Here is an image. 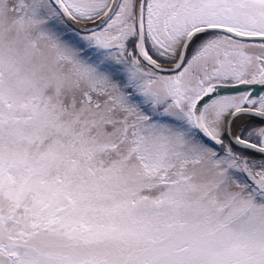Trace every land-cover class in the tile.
Wrapping results in <instances>:
<instances>
[{
  "label": "snow or ice",
  "instance_id": "6c2138e0",
  "mask_svg": "<svg viewBox=\"0 0 264 264\" xmlns=\"http://www.w3.org/2000/svg\"><path fill=\"white\" fill-rule=\"evenodd\" d=\"M257 85L264 0H0V264H264Z\"/></svg>",
  "mask_w": 264,
  "mask_h": 264
},
{
  "label": "water",
  "instance_id": "95a60500",
  "mask_svg": "<svg viewBox=\"0 0 264 264\" xmlns=\"http://www.w3.org/2000/svg\"><path fill=\"white\" fill-rule=\"evenodd\" d=\"M243 87L244 86H241V90H243ZM252 87H254L257 92H260V91L264 90V88H262L261 86H258V85L257 86H252Z\"/></svg>",
  "mask_w": 264,
  "mask_h": 264
},
{
  "label": "rangeland",
  "instance_id": "374dc122",
  "mask_svg": "<svg viewBox=\"0 0 264 264\" xmlns=\"http://www.w3.org/2000/svg\"><path fill=\"white\" fill-rule=\"evenodd\" d=\"M245 119V118H244ZM252 123H259V121H252Z\"/></svg>",
  "mask_w": 264,
  "mask_h": 264
},
{
  "label": "flooded vegetation",
  "instance_id": "af4514ba",
  "mask_svg": "<svg viewBox=\"0 0 264 264\" xmlns=\"http://www.w3.org/2000/svg\"><path fill=\"white\" fill-rule=\"evenodd\" d=\"M264 91V90H263ZM245 119H247V118H245Z\"/></svg>",
  "mask_w": 264,
  "mask_h": 264
}]
</instances>
